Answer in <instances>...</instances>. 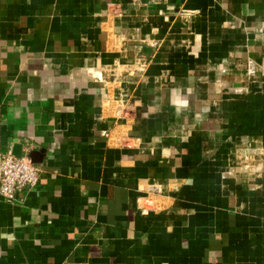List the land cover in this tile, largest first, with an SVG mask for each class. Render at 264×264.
I'll return each mask as SVG.
<instances>
[{
    "label": "crops",
    "instance_id": "obj_1",
    "mask_svg": "<svg viewBox=\"0 0 264 264\" xmlns=\"http://www.w3.org/2000/svg\"><path fill=\"white\" fill-rule=\"evenodd\" d=\"M9 150L0 264H264V0H0Z\"/></svg>",
    "mask_w": 264,
    "mask_h": 264
},
{
    "label": "built area",
    "instance_id": "obj_2",
    "mask_svg": "<svg viewBox=\"0 0 264 264\" xmlns=\"http://www.w3.org/2000/svg\"><path fill=\"white\" fill-rule=\"evenodd\" d=\"M44 171L29 157H17L12 150L0 154V197L11 204L22 202L36 188Z\"/></svg>",
    "mask_w": 264,
    "mask_h": 264
},
{
    "label": "water",
    "instance_id": "obj_3",
    "mask_svg": "<svg viewBox=\"0 0 264 264\" xmlns=\"http://www.w3.org/2000/svg\"><path fill=\"white\" fill-rule=\"evenodd\" d=\"M14 155H16L17 157H22V153L21 151L20 152H15L14 150ZM40 153H37V152H33L30 154L29 158L34 162V163H37V164H40L42 162V156ZM40 157V158H38Z\"/></svg>",
    "mask_w": 264,
    "mask_h": 264
}]
</instances>
